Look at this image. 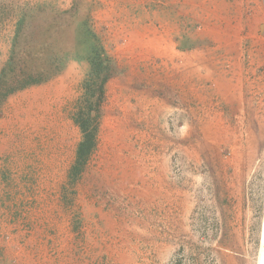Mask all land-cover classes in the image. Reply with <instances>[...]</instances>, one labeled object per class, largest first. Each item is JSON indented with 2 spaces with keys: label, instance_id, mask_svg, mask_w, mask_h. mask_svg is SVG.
Returning <instances> with one entry per match:
<instances>
[{
  "label": "rangeland",
  "instance_id": "1",
  "mask_svg": "<svg viewBox=\"0 0 264 264\" xmlns=\"http://www.w3.org/2000/svg\"><path fill=\"white\" fill-rule=\"evenodd\" d=\"M251 7L0 0V264H264Z\"/></svg>",
  "mask_w": 264,
  "mask_h": 264
},
{
  "label": "crops",
  "instance_id": "2",
  "mask_svg": "<svg viewBox=\"0 0 264 264\" xmlns=\"http://www.w3.org/2000/svg\"><path fill=\"white\" fill-rule=\"evenodd\" d=\"M202 1L203 0H199V3ZM239 2H245L246 5L251 4V9H254V14L247 16L243 20L239 18L236 27L232 29H235L234 34L231 31V33L227 34V36L220 40V42L224 41L223 43H225L226 46L230 43L232 44L230 50L236 53L237 64H240L241 62L239 56L243 53V45L247 42L249 45L247 53L251 54L252 52V58L264 56V0H239ZM258 2H261L263 6L262 11L257 9ZM254 38H256V40H254ZM262 60L261 65L264 67V59ZM262 100L264 101V93Z\"/></svg>",
  "mask_w": 264,
  "mask_h": 264
},
{
  "label": "trees",
  "instance_id": "3",
  "mask_svg": "<svg viewBox=\"0 0 264 264\" xmlns=\"http://www.w3.org/2000/svg\"><path fill=\"white\" fill-rule=\"evenodd\" d=\"M41 79L34 80L32 78L23 79L21 82H18L15 86H12L6 90H0V106L7 98L8 95L15 93L16 91L22 90L24 88L30 87L34 84L40 82ZM83 139L82 142L79 144L77 149V161L78 163H82L83 160L90 154L91 150L94 147V138H95V129L93 132H90L85 124L80 125Z\"/></svg>",
  "mask_w": 264,
  "mask_h": 264
}]
</instances>
